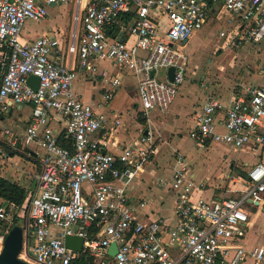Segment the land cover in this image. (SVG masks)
<instances>
[{
    "label": "built area",
    "instance_id": "obj_1",
    "mask_svg": "<svg viewBox=\"0 0 264 264\" xmlns=\"http://www.w3.org/2000/svg\"><path fill=\"white\" fill-rule=\"evenodd\" d=\"M210 2L236 19L229 31L218 33L227 39L226 49L264 39V0ZM71 3L66 52L76 55L75 70L64 62L54 35L23 38L26 21H42L53 5ZM210 13L205 0H0V161L16 167V155L37 167L28 174L31 186L21 208L0 200V222L7 224L0 249L13 220L21 218L26 235L18 258L28 264H76L79 256L92 264H242L247 259L264 264V245L247 249L244 239V204L264 211V162L248 167L240 198L226 190L207 199L206 185L189 177L178 154L170 182L174 223L140 221L147 202H133L129 189L156 155L157 133L146 126L117 154L108 153L121 119L96 111L73 90L81 73L98 77L103 93L96 107L102 108L121 86L103 65L110 63L133 76L143 116L152 110L166 113L185 80L187 43ZM159 70L166 72L164 80L158 79ZM30 75L39 78L36 91L26 83ZM245 94L231 102L222 121L216 117L223 109L220 101L205 100L190 138L201 147L215 143L234 151L264 146V69L263 84L246 87ZM26 104L31 113L18 132L9 114ZM55 118L62 123L58 131L52 127ZM100 130L107 138L95 137ZM66 236L83 240L81 253L65 246ZM111 244L117 247L112 259Z\"/></svg>",
    "mask_w": 264,
    "mask_h": 264
},
{
    "label": "crops",
    "instance_id": "obj_2",
    "mask_svg": "<svg viewBox=\"0 0 264 264\" xmlns=\"http://www.w3.org/2000/svg\"><path fill=\"white\" fill-rule=\"evenodd\" d=\"M53 9H48L45 19L51 17V15L53 16ZM210 12L209 19L202 30H205L208 25L216 20V17L223 13L218 6L214 5L210 6ZM229 21L233 22L232 25L236 23V19L230 16ZM202 30L190 38L187 46L190 41L192 43L196 41ZM60 31L62 30L60 29ZM46 33L54 35L60 40V51L64 62L71 70H75L77 57L76 55L67 54L66 38H63L66 36L58 33L54 25L49 31L35 34L33 38L29 37L30 31L23 30V38L25 41L31 42L41 34ZM209 40H204L205 45L198 59L193 58L194 55L188 53L187 73L184 83L179 88L172 105L164 114H161L158 110H152L147 117L143 116L139 110L133 76L128 72L118 70L110 63L103 65L120 78L121 86L117 88L113 98L101 106L102 108L96 107L102 102L101 95L103 93L98 77L81 73L76 79L78 88L75 89L74 86L73 90L83 102L92 105L96 111L104 112L110 118L115 115L121 119L118 133L115 137L109 138L106 149L108 153L117 154L128 141L137 138L146 126H150L158 135L156 155L145 167L144 172L131 183L129 189L133 202L138 200L147 202L144 216L140 217V221L161 219L168 225L174 223L173 205L175 197L170 188V182L173 175L174 157L178 154L185 158L189 177L206 185L203 197L207 199H216L221 192L226 190L230 191V196L240 198L247 188L245 182L246 170L258 162H264V146L258 148L250 145L242 151H234L215 143H209L205 147H201L190 138L189 134L196 126L195 114L205 100L215 98L220 101L223 109L217 113L216 117L219 121H222L225 110L231 102L235 99L246 98V87H258L263 84L264 39L257 43L244 40L237 47L229 48V50H226L225 45L224 47L219 46L218 49L225 51L215 50L207 55L205 47ZM201 64H204V66H201ZM201 68L204 75L199 77L198 71ZM165 75L162 78L163 80ZM30 113L31 105L26 104L13 109L9 117L11 121L17 123L18 127L23 125L25 128ZM138 118L145 119V124L140 123ZM52 127L55 131L61 129L62 123L59 118H55ZM95 137L107 138L106 131H98ZM202 149H205L204 153L208 156H210V151L215 152L213 155L215 163H212L213 165L208 164L211 156L208 160H202L199 163V159L202 157L200 154ZM23 159L34 166L33 162ZM243 167H245L244 170ZM160 181H164V185H159ZM244 209L248 214V225L244 236L246 248L250 249L264 245V211L257 209L251 202H246ZM242 264L253 263L250 259H247Z\"/></svg>",
    "mask_w": 264,
    "mask_h": 264
},
{
    "label": "rangeland",
    "instance_id": "obj_3",
    "mask_svg": "<svg viewBox=\"0 0 264 264\" xmlns=\"http://www.w3.org/2000/svg\"><path fill=\"white\" fill-rule=\"evenodd\" d=\"M73 8V3L69 4L68 6H57L56 8L53 9L54 14L51 17H47L45 20L39 21V22H34V21H26L23 25V30L24 31H30V38H33L35 34H40L43 31H49L52 26L54 25L62 36H66L63 38H66V44L68 43V37L70 35V29H71V16H72V10ZM49 16V15H48ZM231 24H233L232 21H229V17L226 14H221L219 17H216V20H214L213 23L208 25V27L205 28V30H202L196 39L194 43L191 41L189 42L187 46V53H191L190 55L193 58L198 59L202 53L203 47L205 45L206 39H210L209 43L205 47V53L211 54V52L218 50V51H225V50H220L218 49L219 46L226 45L227 39H219L218 38V33L220 30H227L229 31V26L231 27ZM60 29L62 31H60ZM200 36V37H199ZM28 37V39H29ZM59 37V36H58ZM194 49V51H193ZM229 50V49H226ZM201 66H204V64H201ZM199 77L203 76V69L201 68L198 71ZM165 75L164 70H159L157 73V77L160 80H163L162 78ZM78 83L77 81L74 83L75 89H77ZM85 102V101H84ZM23 125H20L17 128L18 132H21L23 130ZM205 150V149H204ZM204 150L202 149L200 154L202 155L201 159H199V163H201L202 160H208L209 157V165H213L212 163H215L213 160V155L215 154L214 151H210V156L206 155L204 153ZM231 151V150H230ZM229 151V152H230ZM232 152V151H231ZM234 154V153H232ZM13 163H16V167H13L10 164L3 163L0 161V176L4 177L12 182H15L19 184L23 188H27L31 186V177L28 174H33L35 171V167L31 165L30 162L24 161L23 158L20 156H13ZM253 162V161H251ZM252 164V163H250ZM245 167H243V170ZM19 226L25 230L24 224H21L19 222ZM28 236V235H27ZM28 240H31V235L29 234ZM1 250V249H0Z\"/></svg>",
    "mask_w": 264,
    "mask_h": 264
},
{
    "label": "water",
    "instance_id": "obj_4",
    "mask_svg": "<svg viewBox=\"0 0 264 264\" xmlns=\"http://www.w3.org/2000/svg\"><path fill=\"white\" fill-rule=\"evenodd\" d=\"M57 6L53 5L51 8ZM151 72V76L153 75ZM174 69H168V80L172 81ZM27 85L33 90L36 91L39 86V78L33 75L28 76L26 80ZM25 231L18 225L13 226L7 232L4 237L2 247L0 250V264H28L21 261L18 256L22 250L23 243L25 241ZM82 242L83 240L78 237H65V246L69 249H72L76 253H81L82 251ZM117 253V247L115 244H111L108 248L107 254L112 259Z\"/></svg>",
    "mask_w": 264,
    "mask_h": 264
},
{
    "label": "trees",
    "instance_id": "obj_5",
    "mask_svg": "<svg viewBox=\"0 0 264 264\" xmlns=\"http://www.w3.org/2000/svg\"><path fill=\"white\" fill-rule=\"evenodd\" d=\"M210 7L211 0H205ZM140 123L145 124V119L138 118ZM64 145V144H62ZM0 200L13 204L15 207H22L26 200V190L19 184L12 182L4 177L0 176ZM19 222L24 224L23 219L15 218L10 226L12 228L15 225L19 226ZM7 228V224L0 222V234ZM76 264H92L90 259H86L83 256H79L75 260Z\"/></svg>",
    "mask_w": 264,
    "mask_h": 264
}]
</instances>
